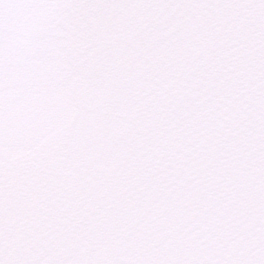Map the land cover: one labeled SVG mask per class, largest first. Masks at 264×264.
Segmentation results:
<instances>
[{
    "label": "snow or ice",
    "instance_id": "6c2138e0",
    "mask_svg": "<svg viewBox=\"0 0 264 264\" xmlns=\"http://www.w3.org/2000/svg\"><path fill=\"white\" fill-rule=\"evenodd\" d=\"M0 264H264V0H0Z\"/></svg>",
    "mask_w": 264,
    "mask_h": 264
}]
</instances>
